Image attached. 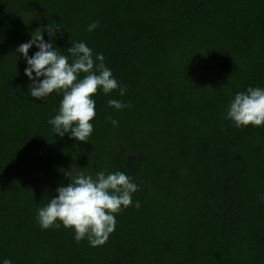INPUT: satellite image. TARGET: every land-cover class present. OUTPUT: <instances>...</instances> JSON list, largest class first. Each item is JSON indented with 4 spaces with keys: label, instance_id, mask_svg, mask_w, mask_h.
Returning <instances> with one entry per match:
<instances>
[{
    "label": "trees",
    "instance_id": "trees-1",
    "mask_svg": "<svg viewBox=\"0 0 264 264\" xmlns=\"http://www.w3.org/2000/svg\"><path fill=\"white\" fill-rule=\"evenodd\" d=\"M38 29L65 54L70 40L103 53L126 87L94 96L87 142L47 123L60 95L27 94L15 50ZM249 86L264 88V0H0V259L264 264V127L223 118ZM110 98L129 107L111 109ZM98 170L130 176L140 207L116 215L102 246L62 225L42 230L36 210L56 188Z\"/></svg>",
    "mask_w": 264,
    "mask_h": 264
},
{
    "label": "clouds",
    "instance_id": "clouds-1",
    "mask_svg": "<svg viewBox=\"0 0 264 264\" xmlns=\"http://www.w3.org/2000/svg\"><path fill=\"white\" fill-rule=\"evenodd\" d=\"M97 27L98 21H92L87 31ZM42 31L32 32L31 38L15 50L23 56L24 75L31 81L27 94L34 101H44L54 92L60 95L59 107L47 123L60 137L68 134L70 139L87 142L93 132L91 121L96 116L94 96L98 91L105 95L118 91L123 97L126 87L118 83L106 66L103 53L94 54L84 41L70 40L71 47L65 54L54 46L53 34L46 30L50 38L45 40ZM34 46L36 51L29 55ZM107 105L116 111L129 107L111 98ZM223 118L236 128L264 127V88L249 86L234 93ZM105 120L118 126V120L111 115H106ZM137 191L138 185L120 170H98L94 175L77 172L67 185L56 188V195L46 205L36 210L35 219L42 230L62 225L72 230L75 242L86 239L90 247L102 246L115 230L116 215L130 206L140 207V202L132 198ZM0 264L13 261L3 258Z\"/></svg>",
    "mask_w": 264,
    "mask_h": 264
}]
</instances>
